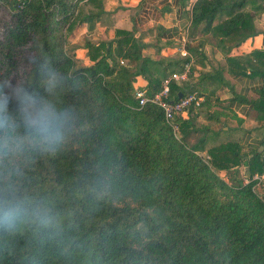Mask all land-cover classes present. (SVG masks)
<instances>
[{
	"label": "trees",
	"instance_id": "obj_1",
	"mask_svg": "<svg viewBox=\"0 0 264 264\" xmlns=\"http://www.w3.org/2000/svg\"><path fill=\"white\" fill-rule=\"evenodd\" d=\"M80 9L77 0H0V87L11 88L35 66L32 49L39 48L49 67L69 73L60 99L77 117L67 146L35 158L21 178L35 198L53 202L55 223L14 234L0 230V264H264V196L234 168L246 165L249 177L263 172L264 150L246 157L238 142L228 141L210 148L208 161L200 153L204 138L192 148L186 144L195 131L191 117L176 116L177 139L159 106L139 108L136 77L147 78L154 92L167 76L153 75L164 63L144 56L133 32L123 31L115 43L87 42L93 62L78 64L65 34L93 15ZM262 13L264 0H196L190 35L211 33L231 49L257 34ZM118 56L136 61L135 68ZM188 61L176 63L182 68ZM229 62L264 78V49ZM197 90L173 81L170 99ZM254 107L264 121V85ZM213 170L232 172L240 190H223Z\"/></svg>",
	"mask_w": 264,
	"mask_h": 264
},
{
	"label": "crops",
	"instance_id": "obj_2",
	"mask_svg": "<svg viewBox=\"0 0 264 264\" xmlns=\"http://www.w3.org/2000/svg\"><path fill=\"white\" fill-rule=\"evenodd\" d=\"M127 1L133 6V27L140 29L134 34L144 47L143 55L155 61H166L164 65L174 62L169 65L166 74L163 72L161 76H169L177 71L180 67L177 63L186 57H190L192 61L193 81L188 83L195 85L198 92H202L204 100L200 108L185 111L181 116L185 119L191 117L196 122L195 131L202 133L196 142L200 143L201 138H204V142L200 143L204 150L200 153L207 154L206 158L210 159L208 150L228 141L238 142L246 157H251L257 148L263 151L261 140L264 135V121L259 120L254 101L259 98L264 78L251 73L250 67L240 69L232 65L229 58L244 57L255 49H264V13L255 21L257 34L247 38L241 45L229 49L228 45H223L221 37H214L218 42L211 38L208 40L206 37L211 33L190 35L192 7L196 0H188L186 6L180 0ZM91 23L92 20H89L81 25V34ZM102 30L103 28L100 32ZM85 61L88 62L86 57ZM254 61L259 64V61ZM230 69L236 73L240 69L241 73H231ZM203 75L209 76L203 78ZM140 78L143 80L140 81ZM141 82L140 86L143 85L149 90V80L143 75L137 76V83ZM241 165L240 168L247 170L246 165ZM262 188L264 189L263 185Z\"/></svg>",
	"mask_w": 264,
	"mask_h": 264
},
{
	"label": "clouds",
	"instance_id": "obj_3",
	"mask_svg": "<svg viewBox=\"0 0 264 264\" xmlns=\"http://www.w3.org/2000/svg\"><path fill=\"white\" fill-rule=\"evenodd\" d=\"M32 56L35 66L11 88L0 87V230L13 234L55 223L53 202L35 198L21 178L35 158L67 146L77 121L75 109L60 99L69 73L49 67L39 48Z\"/></svg>",
	"mask_w": 264,
	"mask_h": 264
},
{
	"label": "rangeland",
	"instance_id": "obj_4",
	"mask_svg": "<svg viewBox=\"0 0 264 264\" xmlns=\"http://www.w3.org/2000/svg\"><path fill=\"white\" fill-rule=\"evenodd\" d=\"M77 6L78 8L80 7L81 11L84 12L87 15L93 14L85 23L89 22V20H92V23L88 26V29L81 34V31L79 30L81 25L74 28L70 32H66L65 34V45L67 46V51L74 56L76 59V62L78 64H90L93 62L92 59L89 60V51L86 46L87 42H100V41H107V42H116L120 36L123 35V31H129L135 33L136 31H139V28H134L133 27V18H134V12H133V6L130 5L129 1L127 0H77ZM102 10V11H101ZM96 15H98L96 17ZM95 16V17H94ZM93 17V18H92ZM84 23V24H85ZM83 25V24H82ZM106 26V27H105ZM101 28L103 30L100 32ZM198 34H201V31L196 32ZM195 33V34H196ZM208 40L213 39L216 42L218 40L214 38V36L211 34L210 36L206 37ZM140 41V40H139ZM141 42V41H140ZM143 46V45H142ZM83 51V53H82ZM81 56V57H79ZM88 59V62L85 61ZM120 57V56H118ZM150 58V57H149ZM166 61H163L165 63ZM120 64L126 66H132L135 68L136 66V61L130 59V58H125V57H120ZM169 66V65H168ZM163 67H166V64L163 66H158V67H153L151 69V72L153 73L154 76H159L160 73H163ZM162 68L161 70L158 69ZM157 69V70H156ZM177 69V68H176ZM175 69V70H176ZM174 71V70H173ZM139 76V75H138ZM113 80H119V78L113 77ZM143 79L140 78V81ZM193 81V77H189L188 81ZM134 83V91L136 88L141 87L144 88L143 85L140 86L141 83H137V77L136 80L133 82ZM126 109H129L128 106H125ZM196 109V108H194ZM192 110V109H191ZM195 110H193L194 112ZM138 121L144 122V119H140L138 117ZM195 121V120H194ZM196 125V122L194 123ZM197 127V126H196ZM156 131L158 132L157 128ZM172 131V130H171ZM161 132L164 133L168 139L170 140V132L166 128H162ZM200 133L199 131H194ZM192 133V136L188 137L187 141V146L188 147H193L196 142L199 140V137L202 135L200 134H194ZM173 134L176 137V134L173 132ZM194 134V135H193ZM181 135V133L179 134ZM177 138V137H176ZM180 139V138H177ZM202 153V151H201ZM207 155V154H206ZM206 155H204L205 159L208 161L210 159L206 158ZM242 166V165H241ZM235 172L238 173V175L243 178L244 184L247 182L245 181L246 177L248 176V167L247 170H243V168H240L239 166L234 167ZM214 177H215V182L218 183V185L223 189V190H235L236 192L239 191L240 186L238 185V182L232 179V176L229 173H222L220 174L219 172L216 173L214 170ZM232 175V174H231ZM264 186V183L262 184ZM228 186H235V189H229L230 187ZM264 189L262 186L260 189H258V194L261 196H264ZM241 193H244L243 190ZM241 197H244V195H241ZM262 216H264V210L262 211Z\"/></svg>",
	"mask_w": 264,
	"mask_h": 264
},
{
	"label": "built area",
	"instance_id": "obj_5",
	"mask_svg": "<svg viewBox=\"0 0 264 264\" xmlns=\"http://www.w3.org/2000/svg\"><path fill=\"white\" fill-rule=\"evenodd\" d=\"M191 67L192 61L184 63L182 68H179L177 71L163 78L161 87L154 92H149V90L141 87L136 88L134 91V97L138 101L139 108L144 107L148 103H152L162 109L166 122L172 128L177 138H180V125L176 121V116L182 115V113L192 108H200L204 100L203 96L200 95L198 91L183 95L178 100L170 99L171 83L173 81L177 83L188 81ZM251 180L256 181L253 189L258 192V189H260L264 183V170L261 173L254 174L253 177L245 178L247 183Z\"/></svg>",
	"mask_w": 264,
	"mask_h": 264
},
{
	"label": "bare ground",
	"instance_id": "obj_6",
	"mask_svg": "<svg viewBox=\"0 0 264 264\" xmlns=\"http://www.w3.org/2000/svg\"><path fill=\"white\" fill-rule=\"evenodd\" d=\"M241 182V181H240Z\"/></svg>",
	"mask_w": 264,
	"mask_h": 264
}]
</instances>
